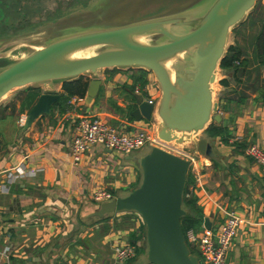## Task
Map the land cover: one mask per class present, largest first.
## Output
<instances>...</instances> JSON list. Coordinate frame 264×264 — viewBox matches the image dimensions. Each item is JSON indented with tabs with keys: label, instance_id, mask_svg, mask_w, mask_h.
I'll return each instance as SVG.
<instances>
[{
	"label": "crops",
	"instance_id": "1",
	"mask_svg": "<svg viewBox=\"0 0 264 264\" xmlns=\"http://www.w3.org/2000/svg\"><path fill=\"white\" fill-rule=\"evenodd\" d=\"M243 57L246 62L236 73L220 70L225 83L217 87V122L225 128L226 142L206 136L213 156L195 152L192 145L177 152L193 162L189 187L201 210L197 233L204 228V217L213 229L234 212L240 222L224 264H264V178L259 166L243 153L249 142L264 149V66L253 53ZM138 74L137 67L86 73L88 79L100 80L88 103L84 96L52 103L48 112L26 126L17 122L27 111L21 108L19 96L0 101V179L18 163L26 169L38 168L0 191V251L7 247L0 264H151L145 258L144 224L134 210L82 218L100 202L92 198L96 189L124 195L139 182L137 158L148 149L121 152L94 144L77 160L69 154L74 125L82 115H99L127 131L155 129L153 111L148 119L130 114L137 105L133 94L152 102L157 99L154 77L146 72L140 87ZM61 82L52 81L51 91L58 93ZM34 86L39 93L49 88L48 83ZM231 136L239 140L231 142ZM132 240L139 250L116 261L114 245Z\"/></svg>",
	"mask_w": 264,
	"mask_h": 264
},
{
	"label": "water",
	"instance_id": "2",
	"mask_svg": "<svg viewBox=\"0 0 264 264\" xmlns=\"http://www.w3.org/2000/svg\"><path fill=\"white\" fill-rule=\"evenodd\" d=\"M258 0H204L186 10L115 25L94 26L49 38L42 45L0 67V100L16 88L48 83L24 115L26 126L46 113L59 95L52 81L67 80L106 67H140L152 73L159 88L155 102L133 94L135 119L156 116V136L173 144L190 141L195 152L213 156L200 132L219 121L211 83L223 55L229 29ZM264 3V0H261ZM154 37V39H149ZM95 46L90 55L74 56ZM100 80L88 79L84 102L98 90ZM139 182L124 195L102 200L82 218L132 209L144 224L145 258L151 264H199L186 245L179 223L181 196L190 159L157 145L137 158ZM202 224L209 228L204 217Z\"/></svg>",
	"mask_w": 264,
	"mask_h": 264
},
{
	"label": "rangeland",
	"instance_id": "3",
	"mask_svg": "<svg viewBox=\"0 0 264 264\" xmlns=\"http://www.w3.org/2000/svg\"><path fill=\"white\" fill-rule=\"evenodd\" d=\"M203 1L0 0V67L25 55L33 48L42 45L49 38L57 35L94 26L115 25L142 18L176 13L194 5H199ZM258 1V4L264 8V3L261 0ZM259 8L261 7L257 6L249 14L247 12L241 21L229 29L224 49L228 44L234 43L240 45L244 53L252 55L251 37L257 28V22L253 16ZM149 39L152 40L154 37H149ZM92 47L91 50L94 51L96 47ZM215 70V79L211 83L213 101H217V87L221 69L216 66ZM150 75H152L151 72ZM154 83L158 98L159 88L155 80ZM24 87L26 86L8 92L0 101L9 99V97L19 96L21 98ZM149 133L156 135L155 129ZM200 135L206 136L203 130ZM170 143L169 145H171ZM173 145L174 150L169 151L184 157L177 151L186 150L188 145L190 146L192 143L186 141ZM148 148L149 146L143 147L145 150ZM143 246L145 249V240Z\"/></svg>",
	"mask_w": 264,
	"mask_h": 264
},
{
	"label": "built area",
	"instance_id": "4",
	"mask_svg": "<svg viewBox=\"0 0 264 264\" xmlns=\"http://www.w3.org/2000/svg\"><path fill=\"white\" fill-rule=\"evenodd\" d=\"M72 98L74 99L73 96ZM24 115L18 116L17 122L20 125L24 121ZM238 140L239 137L237 136H231L230 138V141ZM169 143L159 139L154 134L151 135L144 129L127 131L122 129V127L109 123L108 120L99 115L89 114L80 116L74 125L73 134L69 142V154L73 160H77L84 151L94 144L121 152H130L152 145H157L168 151L174 150V145L172 143L169 145ZM243 153L259 166L264 178V149L256 143L249 142L243 147ZM192 163L190 159L189 168ZM37 169H26L21 163L14 165L0 179V191H6L10 182L33 174ZM111 197L109 192L104 189H96L92 193V198L100 201ZM239 222L240 218L236 213L228 212L213 229L204 227L198 233L190 228L186 230V238L190 245L193 247L195 244L198 245V251H194L199 264H224L226 251L232 242ZM6 251L7 247H4L0 254L3 257H7ZM134 254L135 248L132 243H119L113 247V255L116 261L131 258Z\"/></svg>",
	"mask_w": 264,
	"mask_h": 264
},
{
	"label": "trees",
	"instance_id": "5",
	"mask_svg": "<svg viewBox=\"0 0 264 264\" xmlns=\"http://www.w3.org/2000/svg\"><path fill=\"white\" fill-rule=\"evenodd\" d=\"M258 3L259 1H256L247 14H249L253 9L257 8V6L261 7L254 14L255 16H253L257 22V28L252 33L251 44L253 56L264 66V8ZM243 53V49L239 45L234 43L228 44L219 60L218 67L222 70L231 69L234 73H236L238 69L246 62L245 58L243 57ZM137 68L139 70V74L136 76V79H138V83L140 87H142V85L145 83L143 75L149 71L140 67ZM87 82L88 78L84 75H79L72 79L62 80L60 84V91L58 92L59 100L54 103H57L58 105L62 104L72 96L83 97ZM218 83L224 84L225 81L223 78H219ZM38 94L39 88L37 86H34L33 84L26 85V87H24L23 96L21 97L20 101L21 108L28 109ZM203 132L206 136H217L222 142H226L228 138L224 126L220 125L219 122L214 120H211L206 125V127L203 129ZM191 184L192 174L188 167L185 174L181 196V207L183 208L184 212L179 216V223L186 245L191 251H194V247L190 245L186 238V230L190 228L194 232H197L201 222V210L195 202V195L193 194L192 189L189 187ZM131 243H133L136 253L139 250V247L135 244L134 240H132Z\"/></svg>",
	"mask_w": 264,
	"mask_h": 264
},
{
	"label": "bare ground",
	"instance_id": "6",
	"mask_svg": "<svg viewBox=\"0 0 264 264\" xmlns=\"http://www.w3.org/2000/svg\"><path fill=\"white\" fill-rule=\"evenodd\" d=\"M91 48L93 47H90V48H86L84 50H81V51H78L74 54V56H84V55H90L92 54L93 50H91ZM168 142V141H167Z\"/></svg>",
	"mask_w": 264,
	"mask_h": 264
}]
</instances>
